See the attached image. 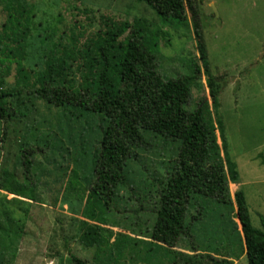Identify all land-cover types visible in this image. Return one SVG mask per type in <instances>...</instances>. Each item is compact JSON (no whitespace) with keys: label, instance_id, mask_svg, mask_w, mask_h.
Here are the masks:
<instances>
[{"label":"trees","instance_id":"1","mask_svg":"<svg viewBox=\"0 0 264 264\" xmlns=\"http://www.w3.org/2000/svg\"><path fill=\"white\" fill-rule=\"evenodd\" d=\"M184 3L197 56L187 58L185 73L169 76L157 64L159 39L168 34L143 18L106 17V30L82 42L72 32L69 43L53 42L45 69L32 68L26 64L32 4L0 0L6 12L0 30V71L14 75L8 86L0 77V133L16 143V157L23 167L22 180L16 170H0V190L14 196L0 204V264L7 253L16 257L17 244L26 233L25 218L17 217L10 204L37 202V148L49 157L69 154L70 146L76 160L85 159L86 173L72 166L61 169L58 164V182L67 193L75 191L85 201L78 239L93 256L88 259L71 252L69 264H128L127 253L131 264L149 262L156 246L164 250L162 264H231L210 253L209 221L213 230L214 224L232 225L242 233L240 252L234 258L246 253L249 264H264V216L260 217L263 229L254 227L244 190L234 195L230 190V181H237L239 173L220 111V95L229 75L212 69L198 0ZM75 70L83 80L79 84L69 78ZM203 79L212 107L202 98L190 108L193 86ZM40 102L57 115L60 132L55 135L37 133V121L32 120ZM146 133L177 141L179 148L163 161L162 175H148L137 187L128 173V160L136 156L138 147L148 144ZM123 190L138 202L133 224L139 229L116 234L106 225L109 214L119 212ZM140 211L150 213L152 221L141 219ZM234 218L239 219L241 230ZM185 235L193 238L192 253L174 249Z\"/></svg>","mask_w":264,"mask_h":264},{"label":"rangeland","instance_id":"2","mask_svg":"<svg viewBox=\"0 0 264 264\" xmlns=\"http://www.w3.org/2000/svg\"><path fill=\"white\" fill-rule=\"evenodd\" d=\"M30 2L32 24L27 33L30 47L26 64L35 69H45L48 52L54 41L69 43L72 32L80 37L81 42L85 37L102 33L106 30V17L116 21L143 18L161 26L168 34L166 38L160 37L157 55L158 70L164 75L185 73L184 63L187 58L197 56L190 13L184 0ZM198 2L212 69L216 73L227 72L229 75V82L220 95V111L225 120L230 156L236 162L239 173L237 181H230V190L233 195L240 189L244 190L252 224L263 229L260 217L264 216V0ZM2 8L1 4L0 30L6 19V12ZM125 37H120L118 43H122ZM0 77H4L7 86L14 82L13 74L8 76L0 71ZM69 78L75 84L83 82L77 70ZM202 98H207L212 107L205 79L193 86L188 107H194ZM38 104L37 114L32 120L37 121L38 135H55L60 132L55 124V112L42 102ZM51 120L53 127L50 125ZM145 137L148 144L138 147L136 156L128 160V173L133 185L137 187L142 186L148 175H162L165 172L163 161L175 156L179 148V142L167 140L160 135L146 133ZM16 154V143L3 139L0 133V170L4 167L16 170L22 180L23 167ZM75 156L71 146L69 154L62 156L58 152L49 157L37 148V202L25 200L10 204L17 217L25 218L26 233L17 244L16 257L12 259L11 253H7L1 264H69V255L75 251L91 259L92 252L85 250L78 239L81 220L84 219L82 211L85 201L78 199L75 191L67 193L58 182V164H61V169L72 166L86 173L82 165L85 159L76 160ZM121 195L124 197L118 200L119 212L110 213V224L106 225L116 234L130 233L132 227L139 229L133 224L138 205L135 196L125 190L121 191ZM6 197L10 199L14 196L0 190V204L6 201ZM137 215L152 221L148 212L144 214L140 211ZM234 220L241 230L239 219ZM206 227L212 232L213 244L208 248L212 255L226 258L231 264H249L246 253H242L239 259L233 257L240 252L242 235L234 226L223 228L222 225L214 224L213 230L209 221ZM192 243L193 238L185 235L177 240L174 249L192 253ZM202 249L205 252L206 247ZM163 252L162 248L156 246L149 262L138 263L162 264L165 259ZM132 255L137 256L136 253ZM130 262H133L131 253H127V263Z\"/></svg>","mask_w":264,"mask_h":264},{"label":"water","instance_id":"3","mask_svg":"<svg viewBox=\"0 0 264 264\" xmlns=\"http://www.w3.org/2000/svg\"><path fill=\"white\" fill-rule=\"evenodd\" d=\"M215 12H216V9L214 8Z\"/></svg>","mask_w":264,"mask_h":264}]
</instances>
